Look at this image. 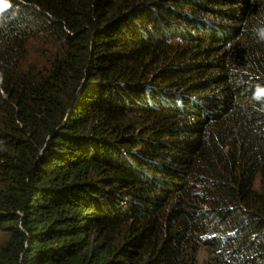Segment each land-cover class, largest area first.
<instances>
[{"label":"trees","instance_id":"trees-1","mask_svg":"<svg viewBox=\"0 0 264 264\" xmlns=\"http://www.w3.org/2000/svg\"><path fill=\"white\" fill-rule=\"evenodd\" d=\"M0 232V264H264V0H0Z\"/></svg>","mask_w":264,"mask_h":264},{"label":"rangeland","instance_id":"rangeland-1","mask_svg":"<svg viewBox=\"0 0 264 264\" xmlns=\"http://www.w3.org/2000/svg\"><path fill=\"white\" fill-rule=\"evenodd\" d=\"M3 240H4V235L3 233L0 232V244L3 242ZM207 257H208V252L205 249L201 250L200 257H199L200 263H202V261L206 259Z\"/></svg>","mask_w":264,"mask_h":264}]
</instances>
